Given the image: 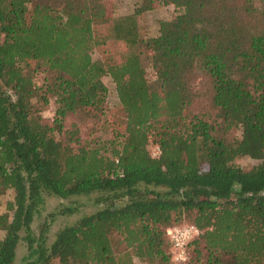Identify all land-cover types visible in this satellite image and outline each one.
Returning a JSON list of instances; mask_svg holds the SVG:
<instances>
[{"label":"trees","instance_id":"1","mask_svg":"<svg viewBox=\"0 0 264 264\" xmlns=\"http://www.w3.org/2000/svg\"><path fill=\"white\" fill-rule=\"evenodd\" d=\"M155 2L178 12L143 40ZM104 3L0 0V264L20 242L21 264H176L166 229L184 224L202 231L185 264H264V0H141L116 17ZM37 74L52 125L31 102ZM105 77L123 128L82 139L105 114ZM244 156L259 163L243 170ZM94 193L102 208L49 244L34 236L43 195Z\"/></svg>","mask_w":264,"mask_h":264},{"label":"rangeland","instance_id":"2","mask_svg":"<svg viewBox=\"0 0 264 264\" xmlns=\"http://www.w3.org/2000/svg\"><path fill=\"white\" fill-rule=\"evenodd\" d=\"M141 0H105L106 12L113 17L116 16H126L133 13L136 4H139ZM178 10L170 3H160L155 2L151 10L141 14L137 18L138 24V34L143 40L147 38H152L159 33L160 23L171 21ZM141 62L144 66L147 76L153 78V70L149 67L147 59L145 58V53L141 51ZM93 58H97V54H92ZM43 77L40 74L35 76V96L32 97L31 102L37 110H39L45 120L52 125L54 114H55V102L49 100L46 104L40 98L43 90ZM104 84L108 89L105 114L100 122L98 128H93L89 126H83L80 129L82 139L89 140L90 138H95L99 142H104L113 138L115 130H120L123 127V111L121 110L118 100L115 95L114 85L108 77L103 79ZM198 83V82H197ZM195 83V84H197ZM69 125L67 120L64 124L65 127ZM236 137H239L240 132L235 131L233 133ZM155 144L150 142L148 145V150L151 155H153ZM237 166L243 170H248L251 167L259 163V159L251 158L249 156H244L235 160ZM99 194L94 193L88 196H77L67 199H59L47 195H43V200L38 208V214L34 217L32 223V229L34 236H39L41 231L46 228V238L47 244H49L56 232L63 228L64 226L71 225L75 223L79 218L85 215H89L96 210L102 208L101 205L95 204V199ZM12 192L8 191L3 196H0V214L5 212V204L7 201L11 200ZM74 207L75 212L71 215H61L60 211L66 207ZM185 225V224H184ZM2 233L0 231V237ZM26 254V247L20 242L16 249V258L14 264H21L22 258ZM57 262V261H55ZM132 264H145L143 261L133 258Z\"/></svg>","mask_w":264,"mask_h":264},{"label":"built area","instance_id":"3","mask_svg":"<svg viewBox=\"0 0 264 264\" xmlns=\"http://www.w3.org/2000/svg\"><path fill=\"white\" fill-rule=\"evenodd\" d=\"M159 148L155 146L153 157L158 156ZM200 231L194 225L173 226L166 229V235L171 243V254L174 263L185 264L188 260L187 245Z\"/></svg>","mask_w":264,"mask_h":264}]
</instances>
